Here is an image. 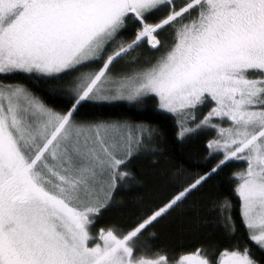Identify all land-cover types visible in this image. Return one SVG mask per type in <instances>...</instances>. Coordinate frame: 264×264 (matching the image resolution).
<instances>
[{
	"label": "snow or ice",
	"instance_id": "snow-or-ice-1",
	"mask_svg": "<svg viewBox=\"0 0 264 264\" xmlns=\"http://www.w3.org/2000/svg\"><path fill=\"white\" fill-rule=\"evenodd\" d=\"M129 22L131 40L122 38ZM165 30L170 42L159 38ZM145 41L155 60L138 66L131 57V71L113 74ZM16 74L46 82L67 110L10 82ZM66 76L70 95L57 87ZM149 96L176 118L180 139L214 131L209 157L222 158L127 230L102 227L94 236L128 175L122 166L156 129L74 117L89 102L136 105ZM233 160L247 165L234 173L240 226L264 252V0H0V264H261L247 244L217 259L202 248L170 259L141 239ZM232 209L227 200L218 206L229 236Z\"/></svg>",
	"mask_w": 264,
	"mask_h": 264
},
{
	"label": "trees",
	"instance_id": "trees-1",
	"mask_svg": "<svg viewBox=\"0 0 264 264\" xmlns=\"http://www.w3.org/2000/svg\"><path fill=\"white\" fill-rule=\"evenodd\" d=\"M177 2L180 3V0ZM157 13L148 17L149 23L157 22L167 14V10ZM135 31L136 25L129 22L122 38L131 40ZM159 38L169 42V37L159 35ZM133 52L137 56L159 55L145 42ZM69 79L66 76L57 86L65 95H70L67 91ZM9 80L26 85L49 107L57 111L67 110V103L60 97L51 96L50 85L43 80L29 78L25 74H16ZM207 110L205 106L202 112L206 113ZM76 117L78 121L127 120L146 123L156 129L155 136L146 141L139 148L140 152L122 166L121 171L128 175L118 182L110 205L97 218L92 232L94 236L102 227L115 226L127 230L152 210L162 207L194 178L210 171L218 159L222 158V155L209 157L207 144L216 136L214 131L200 130L180 139L176 118L161 111L154 96L146 97L136 105L124 101L102 104L89 102L79 109ZM246 167L244 161L233 160L227 163L182 202L153 222L141 239L148 238L153 251L167 253L170 259L178 258L181 253H194L197 248L204 249L206 254L217 259L220 252L232 250L237 245L242 249L247 244L251 246L254 258L264 264V252L248 241L245 229L240 226V202L235 193L239 181L235 179L234 173ZM225 200L233 205L232 216L237 224L234 236L228 235L219 218L218 206ZM213 205L217 206V210H211Z\"/></svg>",
	"mask_w": 264,
	"mask_h": 264
},
{
	"label": "rangeland",
	"instance_id": "rangeland-1",
	"mask_svg": "<svg viewBox=\"0 0 264 264\" xmlns=\"http://www.w3.org/2000/svg\"><path fill=\"white\" fill-rule=\"evenodd\" d=\"M180 2H181V0H180ZM156 14H158V13L156 12ZM160 35H161L162 37L165 36V38H168V37H169V42H170L171 37H170V35L168 36V31H167V30L162 31V32L160 33ZM145 43H146V45H147V42H146V41H145ZM147 46H148V45H147ZM135 56H137V55H136L134 52H132V53H131V56H129V57H125L124 59L117 61V62L112 66V70H111L112 73H113V74H120V73H123V72H126V71H131L128 61L131 59V57H135ZM138 57H139V64H138V66H144L147 62H149V61H154L155 58H156L157 56L153 57V56L150 55V54H148V55H146V54H141V55H138ZM71 79H72V77H70V79L68 80V84H69V82L71 81ZM67 91H69V93L71 94L70 84H69V87L67 88ZM156 100H157V98H156ZM116 102H120V101H116ZM124 102H125V101H124ZM112 103H114V102H112ZM127 103H128V102H127ZM157 103H158V100H157ZM74 119L78 121V118H77V117L74 118ZM139 152H140L139 149H138V150H135V151H134V155L132 156V158H133L136 154H138ZM132 158H131V159H132Z\"/></svg>",
	"mask_w": 264,
	"mask_h": 264
}]
</instances>
